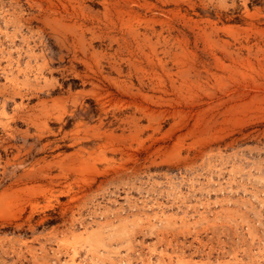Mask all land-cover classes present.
Segmentation results:
<instances>
[{
  "label": "rangeland",
  "instance_id": "rangeland-1",
  "mask_svg": "<svg viewBox=\"0 0 264 264\" xmlns=\"http://www.w3.org/2000/svg\"><path fill=\"white\" fill-rule=\"evenodd\" d=\"M0 264H264V0H0Z\"/></svg>",
  "mask_w": 264,
  "mask_h": 264
}]
</instances>
